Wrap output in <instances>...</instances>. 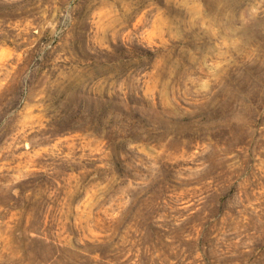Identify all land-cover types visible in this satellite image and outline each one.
I'll list each match as a JSON object with an SVG mask.
<instances>
[{
    "label": "rangeland",
    "instance_id": "rangeland-1",
    "mask_svg": "<svg viewBox=\"0 0 264 264\" xmlns=\"http://www.w3.org/2000/svg\"><path fill=\"white\" fill-rule=\"evenodd\" d=\"M100 243L264 264V0H0V264Z\"/></svg>",
    "mask_w": 264,
    "mask_h": 264
},
{
    "label": "trees",
    "instance_id": "trees-1",
    "mask_svg": "<svg viewBox=\"0 0 264 264\" xmlns=\"http://www.w3.org/2000/svg\"><path fill=\"white\" fill-rule=\"evenodd\" d=\"M49 239V247L51 249V255L52 257H55L56 255V251L58 250V244L55 242V240L53 238H48ZM99 247H102V251L99 250V259H97V264H114V259L113 256H110V254H105L107 250L106 249V246L103 245V243H100L98 244ZM55 250V251H54ZM109 253V252H108Z\"/></svg>",
    "mask_w": 264,
    "mask_h": 264
}]
</instances>
